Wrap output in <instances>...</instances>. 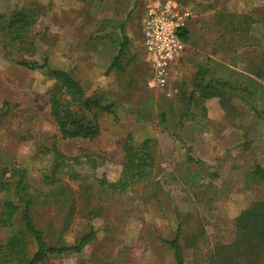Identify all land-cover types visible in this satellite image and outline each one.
<instances>
[{"label": "rangeland", "instance_id": "374dc122", "mask_svg": "<svg viewBox=\"0 0 264 264\" xmlns=\"http://www.w3.org/2000/svg\"><path fill=\"white\" fill-rule=\"evenodd\" d=\"M152 1L0 0V25L17 11L39 14L22 40L10 38L0 26V169L25 167L36 185L55 167L54 147L69 157L103 159L95 170L77 167L78 179L62 172L51 204L35 210L49 245H72L91 229L94 240L82 253L41 264H175L163 241L175 238L180 223L186 264H228L230 253L231 264H264V243L250 251L234 248L242 237L237 219L264 201V182L253 175L255 166L264 168V75H254L264 58V14L256 15L253 32L238 44L232 33L213 44L215 32L193 28L185 55L170 69L172 82L151 89L153 70L142 33ZM230 4L227 0L224 6L234 11ZM125 37L128 46L121 53ZM215 58L224 64L213 67L214 76L232 83L241 96L197 104L192 95L200 92L193 81L200 66L217 63ZM21 62H47L50 70L66 71L89 97L112 106L114 114L101 120V136L62 141L50 115L48 91L54 80ZM129 135L136 144L153 141L156 166L147 181L113 192L101 181L118 177ZM15 229L19 233L22 227ZM11 234L12 229L0 228V241ZM29 247L32 256L33 241Z\"/></svg>", "mask_w": 264, "mask_h": 264}, {"label": "trees", "instance_id": "16d2710c", "mask_svg": "<svg viewBox=\"0 0 264 264\" xmlns=\"http://www.w3.org/2000/svg\"><path fill=\"white\" fill-rule=\"evenodd\" d=\"M39 14L37 11H17L1 26V31L14 40L24 39L35 25ZM232 18V17H231ZM256 20L249 16L233 18L228 24V30L224 33H232V41L240 43V37L249 35L254 30ZM183 29L181 37L185 43L191 40V33ZM238 40H235V37ZM121 53L128 46V38L125 37ZM119 56L114 65L117 64ZM20 65L30 70H43L49 78L54 80V89H49L50 115L55 123L62 141H94L102 134L101 120L104 116L114 114L113 107L102 105L99 98L89 97L81 83L70 73L63 70H50L48 63L21 62ZM223 66L219 62H211L200 66L193 81V88L198 89L199 96L192 95L195 103L204 102L207 99L221 97L223 103H228L232 97H240L237 88L228 81H221L213 74V67ZM260 70L255 76L261 78L264 75V58L259 64ZM224 69V68H223ZM226 69V68H225ZM227 70V69H226ZM235 71L232 70V73ZM208 75V79L207 76ZM241 76V74H240ZM246 101L249 98L245 97ZM252 104L251 101H249ZM5 105H8L6 103ZM252 108L257 112L252 104ZM153 141L145 140L136 144L132 135H129L122 145L123 158L119 163L120 173L115 180L103 178L101 185L113 192H125L137 184L151 178L156 166V156L153 150ZM56 155L55 167L50 175L45 173L41 177L40 184H33V180L27 168L19 165L6 166L0 169V228L13 230L6 240L0 241V264H41L50 258L59 257L69 253H82L91 244L96 234L93 229L87 235L77 240L72 245H49L45 233L37 226L35 210L50 205V198L54 196L55 186L60 182L61 173L78 179L77 167L89 166L93 170L101 167L103 159L96 155L82 157H69L54 147ZM253 175L264 182V168L261 165L254 167ZM237 229L242 237L235 243L237 251H250L255 243H264V201L253 204L237 219ZM22 229L18 233L17 225ZM183 224L180 223L174 239L164 240L173 252L175 264H186L184 249L181 245V233ZM35 244L36 251L31 256L29 245ZM233 254L230 253L226 262H233Z\"/></svg>", "mask_w": 264, "mask_h": 264}, {"label": "built area", "instance_id": "2783aa9c", "mask_svg": "<svg viewBox=\"0 0 264 264\" xmlns=\"http://www.w3.org/2000/svg\"><path fill=\"white\" fill-rule=\"evenodd\" d=\"M191 15L176 0H154L147 5L143 20V46L153 77L151 89H165L173 64L183 58L187 43L181 32L190 24Z\"/></svg>", "mask_w": 264, "mask_h": 264}, {"label": "crops", "instance_id": "0c3cea01", "mask_svg": "<svg viewBox=\"0 0 264 264\" xmlns=\"http://www.w3.org/2000/svg\"><path fill=\"white\" fill-rule=\"evenodd\" d=\"M68 1L70 2L73 0H68ZM183 1L184 2L180 4L187 12L190 13L192 17L190 20V24L193 25H191L192 27H190L189 24V28H188L190 33L193 28L196 27V29H198V26L200 28L201 27L204 28L206 32L213 31L215 32V40L212 41L213 44L217 42H221L223 40H228L227 37H224V33L226 30L229 29L228 24L232 18L234 20L239 16H249L250 18L252 17L253 20H256L255 18L264 14L263 12L264 10L257 9V6L264 5V0H234V1L232 0V5L230 4V6L235 7L234 11H229L230 8L224 6V3L227 2V0H183ZM192 8H194V10ZM230 16H232V18ZM192 38L193 35L191 33L190 42L193 40ZM205 43L208 44V41H205ZM218 44L219 43H217V45ZM215 54L216 56L217 55L219 56L220 51L215 52ZM215 60H217V62L224 64L221 61L222 59L215 58ZM171 82H172V77L170 76L169 83Z\"/></svg>", "mask_w": 264, "mask_h": 264}]
</instances>
